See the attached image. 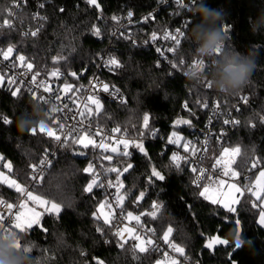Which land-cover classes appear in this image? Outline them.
<instances>
[{"label": "snow or ice", "instance_id": "snow-or-ice-1", "mask_svg": "<svg viewBox=\"0 0 264 264\" xmlns=\"http://www.w3.org/2000/svg\"><path fill=\"white\" fill-rule=\"evenodd\" d=\"M83 2L102 14L100 0H83ZM174 2L179 9L188 12L200 4V0H174ZM31 3L32 0H11L7 7L0 8V29L18 31L17 22L21 26L24 22L21 10H26ZM168 3L169 0H156L157 7L152 8L149 5L152 10L141 17H135L132 10H127L123 16L113 15L111 21L120 26L108 34V38L125 40L135 45L137 41L132 39L130 28L126 27L122 21H126L128 25L133 23L147 25L155 22L160 11L163 10L160 5ZM46 6L47 0L35 5L36 10L30 13L28 18L36 21L37 27L34 31H24L22 33L24 37H37L43 30L44 22L48 20V17L41 15V11ZM57 11L62 14L66 9L60 7ZM99 18H102L101 15L97 16V19ZM197 18L193 15L188 16L182 19L180 26L174 29L169 26L163 30L162 37L171 42L170 46L163 50L156 48L155 51L168 61L173 75L177 71L183 72L185 68L199 69L205 73L209 70L210 60L207 58L201 59L192 56L189 59L182 54L185 43L188 47H195L187 33L190 32ZM232 27L226 22L219 25L223 36L230 34ZM87 34L97 39L105 37V33L94 24L88 29ZM160 38L157 31L150 33L152 42H156ZM145 43L148 41L146 40ZM113 51L109 48L104 53L95 54L90 60L98 62L110 74H116L119 70L125 69L126 65L118 58L124 54H113ZM229 51V46L223 43L222 46L216 48L213 57L219 58ZM166 53L171 54L172 58L170 59ZM0 57L3 61L9 62L4 66L8 69L7 72L0 70V87H7L12 97L30 95L37 105L49 104L51 102L49 97H54L55 100L61 102L65 97L68 100V103L63 104V108L53 107L51 109V113H63V115L52 116L47 122L35 124L25 131L29 136L41 137V140L39 145L34 146L39 153L34 157L37 162L28 164L29 171L23 174V182L19 177L13 178V165L10 161L2 165L4 169H7V173L0 171V186H6L9 190H13L19 203L9 201L3 196V193H0V241L8 240L14 234V242L8 247L15 253L31 259V253L36 245L29 243L27 237L36 229L46 235L50 234L49 229L44 226L45 216L54 215L60 219L62 213L72 210L71 199L66 204L60 203L55 199L47 198V196L53 195L52 193L40 195L34 191L37 186H43L47 182L44 175L45 169L51 167V156L61 149L69 150L74 156L87 158L91 154L92 158L86 160L83 168L76 169L72 166V173H78L83 178L84 182L80 186V191L86 194L89 199L98 195V189L104 191L103 198L96 201L95 210L90 213L92 221L96 225L94 232L98 234V239L103 244L110 245L118 251L122 250L125 254L130 252L131 259L137 264H143V259L149 258L157 251H161L165 258H169V251L176 254L168 259V264H183L184 260L189 259L187 247L175 242L174 228L170 221L166 222L158 232L155 224L149 226L143 219L147 217L152 221L163 220L167 205L159 199V195L163 192L162 185L172 178L173 172L180 176L187 174L189 180L186 188L189 190V194L197 200L207 202L210 206L217 208L214 216L218 220V226L208 235H205L203 229L199 232L198 240L202 245L199 255H203L204 252L215 255L222 250L225 257L223 264H236L233 256L245 242L242 239V221L239 210L244 205L257 211L256 223L261 230H264V153L257 154L255 146L251 150V156L249 150H242L240 144L234 147L223 146V137L227 135L226 127L230 126L235 131L238 127L252 130L257 127V124L264 126V109L244 122L233 114L241 111V104L249 105L250 93L243 94L240 89L223 100H212L208 95V92L214 89L212 81L210 79L201 80V90L194 93L189 90L190 94L194 96L192 103L190 104L188 100L182 103V108L188 112L190 118L177 119L170 124V131L164 134L161 151L157 153L159 160H156L148 150V145L153 140L160 139L161 135L160 129L155 125L154 118L150 113L144 112L139 123L131 126V132L128 128L119 126L112 127L109 131L106 124L101 122V117L111 121V116L104 108L100 95L96 94L97 90L112 96L113 102H118L121 105L127 103L126 98L115 85L110 86L108 83L96 80L89 81L94 94L87 97L89 103L84 105L83 111H73L69 107V103L76 104L73 96L85 91L83 86L65 82L62 87H54L50 80L52 78L60 80L67 76L79 81L88 71L87 68L82 67L80 71H77L68 67L62 71L61 67H55L51 72L42 71L26 55L21 54L16 45L11 43L6 49L0 50ZM67 61L68 56L63 54L52 57L53 65L67 64ZM154 67H160L159 59ZM17 68L24 69L30 75L25 77L24 72L19 76L16 75L13 70ZM185 73L183 72L184 75ZM247 84L249 87L251 86L249 81ZM231 97H236L235 105L229 104ZM197 111L205 113L211 111V115L208 116L205 131L201 132L202 140L193 141L182 134L183 128L178 130L177 126L194 127L193 119H198ZM70 112L71 115H69ZM216 122L222 123L225 127L213 132L212 128L215 127ZM14 124H16V120L8 115L0 114V125L8 126V130L11 131V126ZM129 136L132 138H122ZM213 141L221 145L222 151L219 153L215 151ZM172 148L176 150H171ZM136 155L142 156L147 162V171L142 177L143 183L139 187L134 186L129 190L126 188L124 180L127 179V174L136 168L132 162ZM29 156H31V152H29ZM2 160L4 157L0 155V161ZM252 176H255L254 181ZM224 178L231 180V183ZM213 181L217 184V192L221 187L227 188L228 199H224L223 194L220 198L210 194L212 192L210 186ZM74 188L75 183L69 177L64 191L59 195L63 197L65 193L72 192ZM153 189H156L157 198L151 200L147 211L140 210L134 213L133 210H128L125 207L127 201L129 205L139 208L142 203L147 202L146 198L149 193L153 192ZM181 199L194 224H199L193 204L185 198ZM22 209H27V211ZM225 227L228 228V232H225ZM229 232L233 234L232 240L227 238ZM158 242L163 243L166 250L161 249ZM61 243H63L62 238ZM41 251L46 252L47 249ZM78 255L87 264H105L103 259L91 256L83 249H80ZM199 255L196 257L197 261H199ZM151 264H164V261L153 259ZM189 264H191L190 260Z\"/></svg>", "mask_w": 264, "mask_h": 264}, {"label": "trees", "instance_id": "trees-1", "mask_svg": "<svg viewBox=\"0 0 264 264\" xmlns=\"http://www.w3.org/2000/svg\"><path fill=\"white\" fill-rule=\"evenodd\" d=\"M100 2L103 9L102 14L88 7L83 0H49L44 9L48 20L44 22L43 30L37 37H24L22 28L33 22L28 18L36 5V0H32L26 10H21L24 22L22 26L17 22L18 31L0 29V50L6 49L10 43L14 44L21 54L26 55L36 67L46 72L54 70L55 67H61L62 71L68 67L77 71H80L82 67L87 68L88 71L80 79L84 82L94 72L97 65V62L90 58L97 53H102L110 42L108 36L97 39L87 34L91 25L103 26L106 32L108 26L103 25L104 20L111 18L113 14H124L127 10H132L135 15H140L156 6V0H100ZM200 2L224 14L221 25L226 22L233 26L226 41V45L230 48L229 52L238 51L249 55L255 62V68L249 78L251 86L246 84L241 89L243 94H251L249 108L239 114L241 121L244 122L264 109V24H260V30L255 35L251 30L252 27L257 26L259 15L264 12V0H200ZM10 3L11 0H0V8H5ZM60 7L66 9L62 14L57 11ZM177 13L179 14H174V16L167 15L164 10L155 22L147 25L140 23L127 25L131 30L132 39L134 36H150L152 31L164 28L172 23L173 17L176 19L182 17L183 12L178 11ZM98 15L102 18L97 19ZM192 15L198 18L190 32L187 33L188 38L191 31L201 25L200 16ZM143 29L144 34H142ZM190 41L195 47H188L185 43L182 49V54L189 59L196 48L195 37H191ZM115 43L117 48L113 53L124 54L118 58L125 63L126 68L119 70L116 74H110L104 70L102 76L120 90L127 103L121 105L118 102L103 101L104 108L111 116V121L101 117V122L106 126L128 128L131 132V126L138 124L143 113L148 112L154 118V123L160 129L161 135L170 131L169 126L173 121L190 118L188 112L182 108V103L185 100L192 103L194 96L189 90L193 93L201 90V80L189 79L182 71H177L173 75L164 65L159 68L154 67L155 53L151 48L138 43L133 45L120 39ZM60 54L68 56L67 64L53 65L52 57ZM65 78L72 79L67 76ZM208 95L212 100L225 99L228 96L219 93L215 88L208 92ZM233 99L234 97H231L229 103ZM42 113H46V106L35 104L30 95L12 97L7 87H0V114L8 115L16 120V124L11 126V131L8 130V126L0 125V155L4 157V160L0 162L3 165L10 161L13 165V176L19 177L21 182L24 180L23 174L29 171L28 164L37 162L34 157L39 153L34 146L40 144L41 137H32L25 132H18L17 124H26L31 128L41 119ZM208 113L197 111L198 119H193V124H203ZM48 120L46 116L44 121ZM187 127V125L177 126L179 129L183 128L185 132H187L185 129ZM228 143L232 146L240 144L242 150H249L250 156L253 146L257 154L264 153V126L257 124V127L252 130L238 127L230 133ZM162 144L163 140L160 138L148 145V150L156 160H159L157 153L161 151ZM89 157L90 154L87 158L74 156L65 149L57 153L45 174L47 182L43 186H37L34 191L40 195L52 193L53 195L47 198L55 199L60 203L66 204L71 199L72 210L62 213L60 219L54 215L45 216L44 226L49 229L50 234L46 235L38 229L34 230L27 237L29 243L36 245L31 253L32 258L29 259L25 255L15 253L14 259L17 264H87L78 255L80 249L91 256L103 259L105 264H137L131 259L130 252L125 254L122 250L118 251L110 245L103 244L98 239V234L94 232L96 225L90 213L95 210L96 201L102 199L104 194L98 189V195L89 199L80 191V186L84 182L83 178L78 173H72V166L76 169L83 168ZM132 162L136 168L127 174L126 188L129 190L143 183L142 177L147 171V162L142 156L136 155ZM69 177L73 179L75 188L62 197L59 193L64 191ZM188 180L187 174L180 176L173 172L172 178L162 185L163 192L159 195V199L167 205L163 220L152 221L147 217L143 219L149 226L155 224L158 232L166 222L170 221L174 228L175 242L187 247V254L191 261L199 262V264H223L225 257L222 250L215 255H210L208 252L199 255L202 247L198 240L199 232L203 229L205 235H208L218 226V220L214 216L217 208L192 197L186 188ZM0 193H3L9 201L17 200L14 191L6 186H0ZM155 198H157V193L156 189H153V192L149 193L146 198L147 202L142 203L139 208L129 205L127 201L125 207L133 210L134 213L140 210L147 211L151 200ZM181 198L193 204L199 224H194ZM239 210L242 221V239L245 242L242 248L235 252L233 260L237 264H264V230H261L256 223L257 211L246 205L240 207ZM224 230L228 232L227 227ZM61 238L63 243H61ZM227 238L232 240L233 234L229 232ZM42 249H47V251L42 252ZM198 255L199 261L196 259ZM53 257L54 259H51ZM157 258L158 253L156 252L149 258L143 259V264H151V261Z\"/></svg>", "mask_w": 264, "mask_h": 264}, {"label": "built area", "instance_id": "built-area-1", "mask_svg": "<svg viewBox=\"0 0 264 264\" xmlns=\"http://www.w3.org/2000/svg\"><path fill=\"white\" fill-rule=\"evenodd\" d=\"M48 1H49V0H47V2H48ZM40 2H45V0H36V4H37V3H40ZM169 5H171V6H169ZM155 7H157V5H156ZM155 7H153V8H155ZM160 7H161L163 10L160 11L159 15L162 14V11H164V10L167 12V15H172V16H174V13H177L178 11L183 12V15H182V17L179 18V19H176V18L173 17V19H172V23H170L169 25H166L164 28L159 29L157 32L160 34V37H161V38L158 39L156 42H152V41L150 40V36H147V37H145V36H144V37H136V36H134V37H133V40L137 41L138 44H141V45H143L144 47H148V48L153 49V51H154V53H155V63H157V60L159 59V61H160V66H161V65L167 66V67L170 69V72H172V69H171L170 65L168 64V61H167V60H164L163 57H161V56L155 51V49H156V48H161V49L163 50V49H166V48H168V47L170 46V43H171V42H170V41H166V40H164L163 37H162V33H163V30H164L165 28H167V27L170 26L171 28L174 29L175 27L180 26L182 19H183V18H186V17H188V16H192L193 13L188 12V11H183V10L179 9V8L177 7V5L175 4L174 0H169V3H168V4L160 5ZM35 10H36V9H34V11H35ZM151 10H152V9H150V10H148V11H146V12L140 14V15H135V17H141V16H143V15H146L147 12H149V11H151ZM34 11H33V12H34ZM41 15H45V13H44V9L41 11ZM113 15L123 16V15H125V13H124V14H113ZM113 15H112V16H113ZM45 16H46V15H45ZM112 16H111V17H112ZM5 18H7V17H5ZM122 23H124V25H125L126 27H128V26H127L128 24H127L126 21H122ZM103 25L108 26V28L106 29V32H105V29H103V26H97V27H99V28L102 30V32L105 33V36H108V34H110L113 30H115L116 28H118V27L120 26V25L116 24L115 22L111 21V18H109V19H105ZM36 27H37V22L33 20L32 24H29V23H28L26 26H24V27L22 28V33H23L24 31H28V30H33V31H34ZM144 33H145V30L143 29V30H142V34H144ZM228 37H229V34L226 35V36H224V43H225V44H226V41H227ZM118 40H119V39H110V42L108 43L106 49H105L102 53L106 52L109 48H111V49H113V50H114L115 48H117L115 42L118 41ZM146 40L148 41V43H145ZM113 52H114V51H113ZM113 54H114V53H113ZM166 55H168L170 59L172 58V55H171V54L166 53ZM8 63H9L8 61H3V60H2V57H0V70H3L4 72H7L8 69H7L6 67H4V66H5L6 64H8ZM104 70H107V69L101 67V66L99 65V63L97 62V65H96V68H95L94 72H93V73L87 78V80L84 81V82H82V81H80V80H79V81H75V80H73V79H71V80H67V79L65 78V76H64V77H62V79H60V80H57V79H55V78H52V79L50 80V83H51L54 87H62V84L65 83V82H68V83H75V84H77V85H82L83 88L85 89V91H83V92H81V93H77V94H75V95L73 96V99L76 100V104H71V103H69V107L72 108L73 111H83V110H84V105H85L86 103H89V101L87 100V97H88L90 94H94V93H92V91H91V89H92V85L89 83V81L96 80L97 82L102 81V82H104V83H108L110 86L113 85L111 82H109L108 80H106V79L102 76V71H104ZM13 71H14L15 74L18 75V76H19L20 73H22V72L25 73V77H27L28 75H30V74L26 73L24 69H21V68L14 69ZM51 71H53V70H51ZM51 71H49V72H51ZM187 71H189L188 68H185V69L183 70V72H187ZM178 72H180V71H178ZM120 93H121V92H120ZM96 94H99V95H100V98L102 99V102L105 101V100H106V101H112V102H113V98H112V96H109L107 93H102V92H100L99 90H97V93H96ZM121 94H122V93H121ZM245 94H249V93H245ZM45 95H47V94H45ZM69 95H72V94H69ZM122 95H123V94H122ZM49 99H50L51 102H50L49 104H44V105L46 106V116H47L49 119H51L52 116H61V115H63V113H51V109H52L53 107H60V108H63V104H64V103H68L67 97H65V99H64L63 102L58 101V100H55L54 97H49ZM216 99H217V98H216ZM214 100H215V99H214ZM220 100H223V99H220ZM250 100H251V94H250V99H249V105H250ZM236 103H237V99H236V97H234V99H233L229 104H231V105H235ZM249 105L245 106V105L241 104V111H240V112H234L233 114H234L237 118L240 119L239 114H240L244 109L249 108ZM69 115H71V112L69 113ZM180 115H181V114H180ZM209 115H211V111H209L208 116H209ZM208 116H207V118L204 120L203 124H201V125H194V127H189V126H188L187 128H185V129L187 130V132L183 131L182 134H183L186 138L192 139L193 141H195V140H197V139H201V140H202L201 132L205 131V125H206V123H207ZM73 123H74V121H73ZM112 127H115V126H107V128H108L109 131L111 130ZM222 127H225V126H223L222 123L216 122V123H215V127L212 128V131H213V132H216V131H218V130H219L220 128H222ZM178 130H179V128H178ZM225 131H226L227 135H225V136L223 137V146H224V147H234V146H232V145H230V144L228 143V142H229V136H230V133H231L233 130H232L231 127L229 126V127H226V128H225ZM167 133H169V132H167ZM165 134H166V133H165ZM117 135L119 136V134H117ZM163 137H164V134H161V139H162V140H163ZM122 138H132V137L129 136V137H122ZM213 143H214V145H215V151H216L217 153H219L220 151H222L221 145H220L219 143H216L215 141H213ZM235 146H236V145H235ZM171 150H176V149H175V148H172ZM57 153H58V152H57ZM57 153H55L54 155L51 156V161H52V163H53L55 157L57 156ZM91 158H92V156H91V154H90L89 159H91ZM0 163H1V162H0ZM206 163H207V161H206ZM48 169H49V168H46V169H45L44 175L46 174V172H47ZM253 178H254V176H252V179H253ZM224 179L228 180V178H224ZM228 181H231V180H228ZM124 183H125V186H126V185H127V180H126V179L124 180ZM245 183H247V181H245ZM211 186H216V187H217L216 182L213 181L212 184H211ZM109 191H112V190H109ZM102 192H103V194H104V191H103V190H102ZM16 202L19 203L18 199L16 200ZM133 223H134V222H133ZM129 226H132V225L129 224ZM12 238H15L14 234H13L12 236H10L8 240L0 241V243H8V244H9V243H10V240H11ZM158 243H160V242H158ZM160 246H161V249H165V246L163 245V243H160ZM165 250H166V249H165ZM157 253H158V258H157V259H161L162 261H163V260H164V261H168V259H169L170 257L176 255L175 253H172V252L169 251V258H165V257L162 255V252H161V251H157ZM188 258H189V257H188ZM189 260H190V258H189L188 260H184V261H183V264H189ZM190 261H191V260H190ZM191 264H199V262L191 261Z\"/></svg>", "mask_w": 264, "mask_h": 264}, {"label": "clouds", "instance_id": "clouds-1", "mask_svg": "<svg viewBox=\"0 0 264 264\" xmlns=\"http://www.w3.org/2000/svg\"><path fill=\"white\" fill-rule=\"evenodd\" d=\"M193 14H198L201 19V25L191 31V37H195L196 48L193 52L194 58H207L211 60L209 70L205 73L203 70L191 69L185 73L189 79L204 80L210 79L212 86L219 93L230 95L242 89L255 68L254 60L249 56L238 51L228 52L219 58H214L213 54L217 47L224 43V36L220 31L219 25L223 22V13L216 9L208 7L203 2L189 10ZM252 23V22H251ZM209 26L204 27L203 25ZM260 24H264V12L259 15L257 26L252 27V33L255 35L260 30ZM46 119V113L41 114V119L37 124ZM30 128L26 124H17V130L24 133ZM8 243H0V264H17L14 259L15 252L8 247Z\"/></svg>", "mask_w": 264, "mask_h": 264}, {"label": "rangeland", "instance_id": "rangeland-1", "mask_svg": "<svg viewBox=\"0 0 264 264\" xmlns=\"http://www.w3.org/2000/svg\"><path fill=\"white\" fill-rule=\"evenodd\" d=\"M46 122V121H45ZM2 163H0V171H5L6 173H7V169L5 170V169H3L2 168V165H1ZM13 178H15L14 176H13ZM255 180V177L253 178V181ZM229 183H231V181H228ZM211 187V189H212V192L210 193V194H212V195H215V196H217V198H220L221 197V194H223V198L224 199H228V190H227V188H225V187H221L220 189H219V191L217 192L216 191V186H210ZM233 195H235V193H233ZM23 211H27V209H22ZM14 239L15 238H12L11 240H10V243L9 244H12L13 242H14ZM164 261V260H163ZM164 264H168V261H164Z\"/></svg>", "mask_w": 264, "mask_h": 264}, {"label": "water", "instance_id": "water-1", "mask_svg": "<svg viewBox=\"0 0 264 264\" xmlns=\"http://www.w3.org/2000/svg\"><path fill=\"white\" fill-rule=\"evenodd\" d=\"M237 264V263H236Z\"/></svg>", "mask_w": 264, "mask_h": 264}]
</instances>
